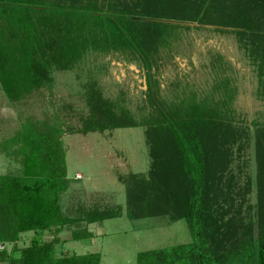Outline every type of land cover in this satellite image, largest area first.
<instances>
[{
  "label": "trees",
  "instance_id": "1",
  "mask_svg": "<svg viewBox=\"0 0 264 264\" xmlns=\"http://www.w3.org/2000/svg\"><path fill=\"white\" fill-rule=\"evenodd\" d=\"M185 22L231 28L257 64V96L264 101V0H0V88L19 102L51 89L53 72L73 70L89 54H120L142 63L150 94L151 70ZM214 90L219 97L192 93L136 121L95 82L86 86L88 114L77 132L146 126L157 170L169 173L155 174L162 183L132 176L126 216L169 215L184 220L191 235L189 243L139 252L136 264H264V128L256 133L257 201L246 205L251 181L238 185L225 143L236 134L230 118L236 87L223 77ZM61 136L59 124L28 119L5 141L20 170L0 174V264L101 263L98 252L56 254L64 229L74 227L73 241L91 239L82 224L122 215L120 206L78 210L73 217L63 212L69 180ZM28 232L34 233L29 245L17 247Z\"/></svg>",
  "mask_w": 264,
  "mask_h": 264
},
{
  "label": "rangeland",
  "instance_id": "2",
  "mask_svg": "<svg viewBox=\"0 0 264 264\" xmlns=\"http://www.w3.org/2000/svg\"><path fill=\"white\" fill-rule=\"evenodd\" d=\"M230 30L217 31L212 25L190 22L179 24L177 40L170 50H163L151 70L154 86L150 94L142 63L120 54H89L73 70L53 72L51 89L34 92L19 102L9 101L0 88L1 175L20 170L19 158L7 155L4 144L26 120L57 123L62 129L69 180L61 199L63 212L73 217L78 210L121 207L118 218L102 224H82L93 233L91 239L73 241L74 227L64 229L56 245L57 255L98 252L100 264H136L139 252L191 241L184 220L173 221L169 215L138 219L126 216L127 184L132 178L143 176L161 182L165 174L169 178V173L157 170L160 163L150 154L146 126L77 132L88 114L85 89L91 82L96 83L104 98L127 109L136 121H142L153 114L156 106L177 103L192 93L198 98L219 97L214 85L229 77L236 87L230 113L236 134L230 132L225 137L230 152L229 169L239 186L250 179L246 205H255L259 168L255 144L257 130L264 128V101L257 96V64H253L243 41ZM156 173L162 177H156ZM33 235L22 234L17 247L29 245ZM42 238L50 240L51 236L44 234Z\"/></svg>",
  "mask_w": 264,
  "mask_h": 264
},
{
  "label": "built area",
  "instance_id": "3",
  "mask_svg": "<svg viewBox=\"0 0 264 264\" xmlns=\"http://www.w3.org/2000/svg\"><path fill=\"white\" fill-rule=\"evenodd\" d=\"M0 249H2V246L0 245Z\"/></svg>",
  "mask_w": 264,
  "mask_h": 264
}]
</instances>
